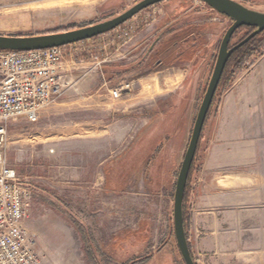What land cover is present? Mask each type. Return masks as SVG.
<instances>
[{"label":"rangeland","instance_id":"374dc122","mask_svg":"<svg viewBox=\"0 0 264 264\" xmlns=\"http://www.w3.org/2000/svg\"><path fill=\"white\" fill-rule=\"evenodd\" d=\"M138 1L0 0V34L23 36L79 28L120 14ZM176 1L177 10H185V21L168 31L159 46L167 44L166 50L178 40L185 57L171 63L163 50L155 58L162 59V64L154 63L151 69L133 74L134 79L145 78L135 81L130 92L141 101L140 150L127 156L136 161L133 167L124 169L117 162L105 167L104 177L102 167H94L98 157L79 162L70 128L85 119L103 121L107 127L111 119H119L108 111L64 110L42 116L35 123L18 119L9 125L7 158L32 190L26 226L36 237L38 252L47 264H185L173 230L174 189L220 41L232 21L200 0H166L91 38L79 49L85 58L98 57L93 59L95 65L100 61L128 63L131 54L125 50L130 40ZM237 1L264 12V0ZM189 32L197 37L194 46ZM246 32L238 31L231 45L241 41ZM255 42L254 54L240 67L230 65L214 95L191 182L207 148L205 129L215 127L223 99L232 94L247 95V75L264 63V33ZM124 73L105 71L104 75L114 79ZM100 74L98 71L96 79L103 82ZM98 129L102 131L101 126Z\"/></svg>","mask_w":264,"mask_h":264},{"label":"crops","instance_id":"0c3cea01","mask_svg":"<svg viewBox=\"0 0 264 264\" xmlns=\"http://www.w3.org/2000/svg\"><path fill=\"white\" fill-rule=\"evenodd\" d=\"M178 4L173 3L160 19H154L130 40L125 50L131 54L132 61L128 63L113 65L103 61V65H95L93 59L98 57L85 58L79 49L91 41L89 38L63 49L72 85L39 117H51L64 110L97 109L117 116L119 119H111L107 127L103 121L85 119L70 128L75 134L74 148L80 155V164L86 163V158L98 157L94 167H102L104 177L105 167L117 162L124 169L133 167L136 161L127 156L140 150L141 101L130 95L132 90L119 98H114L111 91L121 83L134 85L145 79H134L133 74L158 63L155 58L167 45L159 43L178 22L185 21V10L178 11ZM180 25L183 24L177 26ZM98 71L103 82L96 79ZM105 71L125 73L113 79L106 77ZM245 82L247 95H227L215 127L205 129L207 148L189 188L188 241L197 264H264V63L251 71Z\"/></svg>","mask_w":264,"mask_h":264},{"label":"built area","instance_id":"2783aa9c","mask_svg":"<svg viewBox=\"0 0 264 264\" xmlns=\"http://www.w3.org/2000/svg\"><path fill=\"white\" fill-rule=\"evenodd\" d=\"M64 47L0 50V264H47L38 252L36 237L26 226L32 190L9 163L7 145L11 122H38L41 112L55 105L72 85ZM132 85L121 83L111 94L119 98L130 92Z\"/></svg>","mask_w":264,"mask_h":264},{"label":"water","instance_id":"95a60500","mask_svg":"<svg viewBox=\"0 0 264 264\" xmlns=\"http://www.w3.org/2000/svg\"><path fill=\"white\" fill-rule=\"evenodd\" d=\"M166 0H140L134 5L128 7L125 11L101 22L92 23L79 28L67 30H58L39 34L13 35L0 34V50L5 51H29L39 50L53 47H62L71 44H76L106 34L117 27L121 26L127 20H130L138 13ZM215 12L225 15L231 19L232 24L220 42V49L214 65V69L208 83L205 95L194 123L192 135L186 149L184 159L177 176L176 189L174 194L173 206V227L174 235L180 256L185 264H197L191 255V249L185 229L184 215V198L187 188L189 174L196 157L198 144L203 132V128L212 106L214 95L216 94L219 82L222 80L227 63L232 54L240 47L248 43L252 38L256 37L264 31V12L252 9L237 0H201ZM242 26L254 27L252 33L246 38L237 42L230 47L231 39L236 30Z\"/></svg>","mask_w":264,"mask_h":264},{"label":"trees","instance_id":"16d2710c","mask_svg":"<svg viewBox=\"0 0 264 264\" xmlns=\"http://www.w3.org/2000/svg\"><path fill=\"white\" fill-rule=\"evenodd\" d=\"M242 29H246L247 32L246 34L242 37L241 40H243L244 38H246L250 33H252V31L254 30V27H248V26H242L240 28H238L236 30V32L234 33V35L242 30ZM264 33V31L262 32ZM262 33H260L259 35H257L256 37L252 38L250 41H248V43H246L245 45H243L242 47H240L238 50H236L234 52L233 55H231V58L229 59L228 63H227V66L223 73V76H222V80L220 82H222L228 72V68H230V65L233 63L235 67H240L243 65V63L247 62L248 58L252 56V54H254V52L256 51L257 47L255 46V41H257V39L260 37V35H262ZM98 37V36H97ZM179 44L178 40L177 41H174L173 43L169 44L168 48L166 50H164V54L163 56L166 57V59H169V61L171 63L173 62H176V60L180 57L179 55H177V51H178V48L179 46L177 45ZM255 46V47H254ZM259 46V45H257ZM170 65V64H169ZM219 82V86L221 85V83ZM219 86H218V89H219ZM217 89V90H218ZM217 92V91H216ZM216 95V94H215ZM215 98V97H214ZM214 101V100H213ZM213 104V103H212ZM210 110V109H209ZM210 112V111H209ZM209 114V113H208ZM208 117V116H207ZM204 129V128H203ZM203 133V132H202ZM201 136V135H200ZM202 137V136H201ZM201 140V138H200ZM199 144H200V141H199ZM199 144H198V148H199ZM197 152H196V157H195V160L194 162L196 161V158L198 156V149H196ZM194 162L193 165H192V168H191V171H190V174L188 175L189 178H188V183H187V188L185 189L186 192H185V198H184V217H185V229H186V233H187V237H188V216H187V203L188 202V198H189V194H190V182H191V175L193 173V169H194Z\"/></svg>","mask_w":264,"mask_h":264},{"label":"flooded vegetation","instance_id":"af4514ba","mask_svg":"<svg viewBox=\"0 0 264 264\" xmlns=\"http://www.w3.org/2000/svg\"><path fill=\"white\" fill-rule=\"evenodd\" d=\"M210 9H212L211 7H210ZM213 10V9H212ZM224 17H226L225 15H224ZM210 20H216V19H210ZM218 20V19H217ZM227 31V30H226ZM190 33V32H189ZM226 33V32H225ZM190 37H192L193 38V42H192V44H193V46L195 45V43H196V39H197V37L195 36V33L194 32H191L190 34ZM225 35V34H224ZM189 37V36H188ZM188 37H185L184 38V42H187L188 41ZM224 37V36H223ZM233 37H234V35H233ZM233 37H232V39H233ZM223 39V38H222ZM222 39H221V41H222ZM232 39H231V41H232ZM220 41V42H221ZM230 43V42H229ZM221 44V43H220ZM237 44V43H236ZM235 45V44H234ZM233 45H231V43H230V47H232ZM219 49H220V45H219ZM184 52H185V49H183L182 47H179L178 48V51H177V55H179V56H181V55H183L184 54ZM219 52V51H218ZM233 55V54H232ZM217 56H218V54H217ZM231 58V57H230ZM158 63H163V61H162V59H158ZM216 63V62H215ZM214 69V68H213ZM213 72V71H212ZM218 89V88H217ZM214 100V99H213Z\"/></svg>","mask_w":264,"mask_h":264}]
</instances>
